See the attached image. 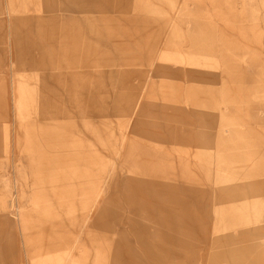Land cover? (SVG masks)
<instances>
[{"label": "rangeland", "instance_id": "374dc122", "mask_svg": "<svg viewBox=\"0 0 264 264\" xmlns=\"http://www.w3.org/2000/svg\"><path fill=\"white\" fill-rule=\"evenodd\" d=\"M0 264H264V0H0Z\"/></svg>", "mask_w": 264, "mask_h": 264}, {"label": "crops", "instance_id": "0c3cea01", "mask_svg": "<svg viewBox=\"0 0 264 264\" xmlns=\"http://www.w3.org/2000/svg\"><path fill=\"white\" fill-rule=\"evenodd\" d=\"M69 178V177H68ZM66 179H67V177H66ZM69 180H71L70 178H69ZM248 230L249 229H247V231H245V232H248ZM254 231H256L257 229H253ZM250 231H252V230H250Z\"/></svg>", "mask_w": 264, "mask_h": 264}]
</instances>
